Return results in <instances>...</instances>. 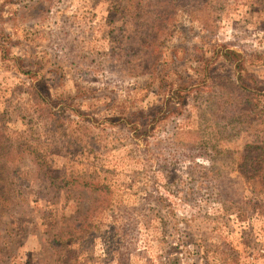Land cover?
Here are the masks:
<instances>
[{
    "label": "rangeland",
    "instance_id": "1",
    "mask_svg": "<svg viewBox=\"0 0 264 264\" xmlns=\"http://www.w3.org/2000/svg\"><path fill=\"white\" fill-rule=\"evenodd\" d=\"M239 84L264 94V0H0V141L61 177L0 153V264H264Z\"/></svg>",
    "mask_w": 264,
    "mask_h": 264
},
{
    "label": "trees",
    "instance_id": "2",
    "mask_svg": "<svg viewBox=\"0 0 264 264\" xmlns=\"http://www.w3.org/2000/svg\"><path fill=\"white\" fill-rule=\"evenodd\" d=\"M237 89H239V99L242 100L240 101V103L242 102L245 103L254 99L257 100L259 95L264 98L263 93L260 92L250 93V91H248V89L244 85L239 84V88L237 86ZM35 92L36 91H34V93ZM38 97L41 98L39 93H38ZM257 130L259 129H256L254 132L256 133ZM254 136L258 140L259 138H261V133ZM4 139L5 142H7V139L6 138ZM2 140L0 141V153H2L3 157H9L11 154L13 155L18 154L22 156L25 155V153H28L33 158H35L40 173L45 172L50 180H56V181L60 180L61 177L53 176L51 172L48 174L47 170H49L50 168L49 165L43 158L40 157V155L36 153L37 151L31 145H29L28 142L18 143L17 145H14L15 148L11 147V144L7 142L10 145L9 148H7L6 146L3 145V143H1L3 142ZM252 141L253 142L244 144L242 155L239 159V162L237 163V171L239 172L240 175L244 177L246 181H251L252 182L251 184L257 185V187L260 190H264V145L260 144L256 140L255 141L252 140ZM70 182H74V181H70ZM60 183L63 184L62 185L63 187H65L66 184H68V182H66L64 178L61 179L59 184Z\"/></svg>",
    "mask_w": 264,
    "mask_h": 264
}]
</instances>
